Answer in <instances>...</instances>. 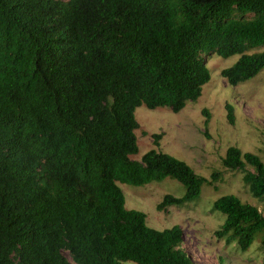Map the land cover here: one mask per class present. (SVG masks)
Here are the masks:
<instances>
[{
  "label": "trees",
  "instance_id": "1",
  "mask_svg": "<svg viewBox=\"0 0 264 264\" xmlns=\"http://www.w3.org/2000/svg\"><path fill=\"white\" fill-rule=\"evenodd\" d=\"M210 55L239 56L221 72L234 87L264 69V0H0V264H196L181 228L150 229L119 185L177 181L163 212L218 181L155 150L131 159L135 110L196 102ZM222 167L264 203L258 156L231 147ZM213 211L217 239L245 253L261 234L264 250L257 207L227 195Z\"/></svg>",
  "mask_w": 264,
  "mask_h": 264
},
{
  "label": "rangeland",
  "instance_id": "2",
  "mask_svg": "<svg viewBox=\"0 0 264 264\" xmlns=\"http://www.w3.org/2000/svg\"><path fill=\"white\" fill-rule=\"evenodd\" d=\"M261 51L263 49L249 53ZM238 59L239 56L223 59L217 55L206 58L210 81L203 87L201 97L187 103L179 113L166 108L149 110L145 106L134 113L139 127L135 131L138 153L131 157L133 161L140 162L146 153L155 150L184 162L201 178L210 180L219 172L218 181L203 185L196 201L163 212H158L157 206L165 196L181 199L185 195V188L177 181L166 178L141 187L119 185L125 209L143 213L150 229L181 228L182 249L196 264H264L261 234L255 236L245 253L239 251L236 243L228 245L215 237L225 217L214 212L213 205L223 196L234 195L242 203L257 207L264 216V203L251 197L241 173L222 167V159L231 147L243 154L256 155L264 163V69L255 78L231 86L221 72L234 67ZM228 104L234 108L232 125L227 119ZM156 135H162L158 147L152 140Z\"/></svg>",
  "mask_w": 264,
  "mask_h": 264
}]
</instances>
